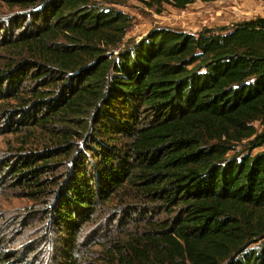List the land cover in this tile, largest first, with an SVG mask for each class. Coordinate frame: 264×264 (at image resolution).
Listing matches in <instances>:
<instances>
[{"label":"trees","instance_id":"trees-1","mask_svg":"<svg viewBox=\"0 0 264 264\" xmlns=\"http://www.w3.org/2000/svg\"><path fill=\"white\" fill-rule=\"evenodd\" d=\"M0 2V133L39 148L0 185L42 220L20 249L0 217V264H264V18L136 40L122 0Z\"/></svg>","mask_w":264,"mask_h":264},{"label":"rangeland","instance_id":"rangeland-1","mask_svg":"<svg viewBox=\"0 0 264 264\" xmlns=\"http://www.w3.org/2000/svg\"><path fill=\"white\" fill-rule=\"evenodd\" d=\"M117 8L131 18V26L127 30L125 39L139 40L155 26L197 33L204 28L229 26L244 19L260 17L264 12V2L258 0H219L211 3L196 1L183 10L164 5L163 11L157 14L145 7L140 0H122ZM6 11L7 7L0 2V13ZM34 143L36 139L30 142V139L26 141L20 135L0 133V162L11 160L16 149L33 151L39 149ZM5 186L0 185L4 190V194H0V217L4 220L9 217L16 219L12 221L10 243L20 248L39 236L42 220L37 211L40 208L38 205H33L32 200L27 196H19V190L5 188ZM91 229H93L92 225L85 228V232ZM98 230L94 228L92 232ZM54 241L55 239L52 238L45 243L44 248L48 247V251L54 245ZM95 249L99 250V248Z\"/></svg>","mask_w":264,"mask_h":264},{"label":"crops","instance_id":"crops-1","mask_svg":"<svg viewBox=\"0 0 264 264\" xmlns=\"http://www.w3.org/2000/svg\"><path fill=\"white\" fill-rule=\"evenodd\" d=\"M260 17L264 18V12H263V14L260 15Z\"/></svg>","mask_w":264,"mask_h":264}]
</instances>
